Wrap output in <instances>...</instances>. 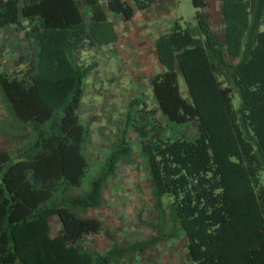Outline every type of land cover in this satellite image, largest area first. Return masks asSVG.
<instances>
[{
    "label": "trees",
    "instance_id": "trees-1",
    "mask_svg": "<svg viewBox=\"0 0 264 264\" xmlns=\"http://www.w3.org/2000/svg\"><path fill=\"white\" fill-rule=\"evenodd\" d=\"M171 1L0 0V36L13 27L30 42L0 65V264H116L181 232L190 264H264V0H217L223 39L208 0H193L196 26L178 20L154 41L157 107L131 100L123 131L87 178L88 128L77 111L97 65L76 55L119 41L113 15L131 21ZM172 124L197 133L172 134ZM131 132L159 221L147 224L151 239L128 246L107 231L112 247L100 252L85 245L104 230L89 214L119 166L137 165Z\"/></svg>",
    "mask_w": 264,
    "mask_h": 264
},
{
    "label": "rangeland",
    "instance_id": "rangeland-1",
    "mask_svg": "<svg viewBox=\"0 0 264 264\" xmlns=\"http://www.w3.org/2000/svg\"><path fill=\"white\" fill-rule=\"evenodd\" d=\"M107 0H102L105 4ZM208 13L216 31L224 38L225 25L221 4L208 0ZM197 9L193 0H173L158 6L153 12L143 14L136 11L131 21L112 16L118 28L119 41L107 47H85L76 55L79 63L86 67L96 64L85 80V92L77 111L80 121L88 128L85 155L89 160L87 178L100 168L108 153V147L124 128L127 107L138 96L146 98L150 108L157 107L149 88V79L162 72L154 41L180 20L184 27H195ZM30 42L22 30L9 28L0 36V65L9 67L28 49ZM5 45V46H4ZM3 53V55H2ZM183 94L187 96L184 79L180 77ZM2 111L0 110V119ZM166 122L165 119H163ZM171 133L187 131L197 133L191 125H170ZM130 141L137 153V165L121 164L110 180L103 195L102 206L90 212L104 227L101 234L90 236L85 245L106 252L112 247L107 231L113 232L124 246L149 240L155 231L147 224H158V215L148 179V169L141 153L139 138L131 132ZM54 231L58 229L53 223ZM161 242L145 251L129 252L124 260L116 264H190L186 251V240Z\"/></svg>",
    "mask_w": 264,
    "mask_h": 264
},
{
    "label": "crops",
    "instance_id": "crops-1",
    "mask_svg": "<svg viewBox=\"0 0 264 264\" xmlns=\"http://www.w3.org/2000/svg\"><path fill=\"white\" fill-rule=\"evenodd\" d=\"M128 1H130V0H128ZM136 14V13H135ZM115 26H116V24H115ZM116 30H117V33H118V28H117V26H116Z\"/></svg>",
    "mask_w": 264,
    "mask_h": 264
}]
</instances>
